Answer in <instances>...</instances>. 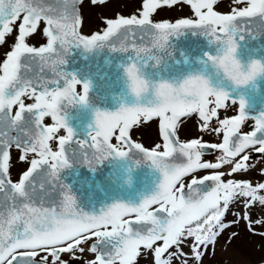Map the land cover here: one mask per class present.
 <instances>
[{"label":"snow or ice","instance_id":"6c2138e0","mask_svg":"<svg viewBox=\"0 0 264 264\" xmlns=\"http://www.w3.org/2000/svg\"><path fill=\"white\" fill-rule=\"evenodd\" d=\"M76 2L63 0V7L55 8L45 5L43 0H0V44L4 43L6 34L13 32L12 26L22 17L18 26V41L0 66V193L3 194L0 196V264H48L49 257L53 258L51 264H57V261L68 264V261L61 260V254L71 253L73 261L79 259L75 253H84L86 249L80 245L92 237L96 238V242L88 250L96 255L86 264H136L141 247L152 250L157 241L163 244L154 250L155 264H172L173 256L177 260L187 256L181 245L189 238L194 241L192 253L199 264L201 246L205 250L208 245L215 246L218 235L231 226L223 223V218L237 197L246 198L245 210L242 217L239 213L233 215L237 217L236 222L241 219L247 221L249 231H252L253 221L248 210L258 203L264 211V195H258L264 191V183L254 186L251 180L227 179L225 182L224 179L226 175L231 177L235 173L248 172L250 155L243 154L248 149L264 154V114L257 118L247 116L243 97L238 102L232 100L228 91L211 86L210 79L204 75L190 76L178 86L167 82L152 84L146 82L140 68L153 62L160 64V54L169 51L170 37L189 30L205 35L211 43L219 45L217 55L207 56L206 67H211L215 75L238 87L248 85L264 74V63L252 61L245 70L235 58L236 38L241 34L257 36L249 23L254 18H259L261 31L264 32V0H246V7L232 8L231 14H219L213 10L218 0H185L197 19H179L175 23H152L150 16L162 5L171 6L177 0H144L141 18L133 15L107 20V29L103 34H92L90 37L77 31L81 18L72 7ZM97 2L104 3L105 0H92L94 4ZM243 2L235 0L236 4ZM40 21L47 25L43 29L47 44L29 46L25 38L36 33ZM134 28L141 29L140 33L137 34ZM122 29L123 39L117 46L111 38L121 33ZM137 35L141 41L147 36L151 46H137ZM129 38H132L131 47L124 42ZM74 46L87 51L107 47L112 52L131 57L124 71L130 93L137 103L121 106L115 112L96 111L94 128L88 134L91 143L76 140L65 119L67 108L88 103L91 87L90 83H81L63 70L66 56ZM34 62L40 71L30 77L28 73L33 71ZM46 68L51 70L53 79L42 76ZM77 85H82V94H77ZM150 88L155 99L141 104V98ZM25 96L34 99L35 103L26 106L22 99ZM227 101L238 104L239 114L219 121L220 127L215 131L217 135L223 132L222 143H202L201 139L181 143L176 138L181 117L198 113L204 122L201 130H206L209 121L217 117V110L224 108ZM211 104L215 106L210 108ZM15 105H18V111L13 116ZM48 116L55 122L52 127L43 126L44 118ZM141 117L145 121L160 118L163 152L157 151L160 144H156L153 150H147L141 143L130 139L129 130ZM247 119L255 120L254 130L240 135L241 125ZM61 128L67 135L59 138V150L53 151L49 141ZM117 130L119 134L113 144L111 141ZM11 132L16 135H11ZM72 143L79 145V149L70 150L67 145ZM13 145L21 150L20 161L32 153L38 157L31 159L30 167L17 183L7 179L9 149ZM205 149L219 150L222 155L217 157V162H202ZM89 150L93 163L89 161ZM134 151L141 153L143 159L162 175L158 190L143 198L139 205L117 202L106 210L102 209L99 214L78 210L70 189L59 176L73 164L69 157H81L83 164L94 170L110 157L123 159ZM175 153L184 157L186 162H172ZM225 165L231 166L229 171H218L202 178L192 176L185 194L184 177L202 169H222ZM260 174L264 176V169ZM207 181H211V187H201ZM58 185L63 190L62 198L58 203L46 206V199L51 198ZM152 205L159 207L150 211ZM133 215L135 219H125ZM255 223L264 224V219L255 220ZM232 235L238 234L233 232ZM259 235L264 236V232ZM170 248H175V252L163 258ZM42 251L48 255L41 257ZM181 264H187V259Z\"/></svg>","mask_w":264,"mask_h":264},{"label":"water","instance_id":"95a60500","mask_svg":"<svg viewBox=\"0 0 264 264\" xmlns=\"http://www.w3.org/2000/svg\"><path fill=\"white\" fill-rule=\"evenodd\" d=\"M82 1L77 0L72 5L79 16V5ZM179 1L185 0H177V2ZM43 2L45 5L55 8L63 7V0H60L59 3L57 0H43ZM255 21L260 24L259 21ZM79 27L77 29L78 33ZM256 29L259 31L254 40L252 39L253 36L245 34L247 41L245 47L241 46V42L236 38L237 52L235 58L240 61L245 70L252 61L264 63V44H262L264 32L261 31V26ZM134 31L139 34L141 29L134 28ZM123 32L124 30L122 29L121 33L111 38L112 41L116 42L117 46H119V43L123 39ZM124 42L131 47L132 38ZM135 42L137 46H151V41L147 36L144 41H141L139 35H137ZM248 48L250 50H247ZM168 49L169 51L160 54V64L157 65L153 62L140 68L141 74L150 83L167 82L178 86L184 79L190 76L204 75L210 79L211 86L228 91L231 99L239 101L243 97L246 102L245 113L247 116L257 118L264 114V74L258 76L248 85L239 87L230 81L223 80L222 77L214 74V70L211 67H206L208 63L207 56L217 55L219 45L211 43L207 36L189 30H186L181 35L170 37ZM130 60V56L120 52H112L107 47L87 51L83 47L74 46L66 56L63 70L66 74L75 76L81 82L86 81L90 83L89 95L94 94V97H102L96 100V103H100H98L95 113L96 111L115 112L118 111L116 105L119 104L121 95L126 96L127 104L130 100H136L130 93L124 71ZM32 68L33 71L28 73L30 77L40 71L36 62L32 64ZM72 68H75V70ZM41 74L45 79L54 78L51 70L48 68L44 69ZM61 85H63L62 81ZM49 87L53 86L49 85ZM149 99H155L154 91L151 88L141 98L140 103L145 104ZM65 119L66 121L72 120V118L68 117H65ZM77 125L78 123H75V126ZM12 133L10 134L12 135ZM75 137L79 138L77 135ZM78 157L73 159L70 156L69 159L73 164L64 169L60 174L74 175L78 179H75L77 189L74 191L73 197L76 200L78 210L86 214H99L102 209L106 210L107 207L117 202L139 205L143 198L153 195L158 190V185L162 181L160 172L150 162L144 160L141 153L134 151L129 157L123 159L114 156L110 157L97 165L94 170L92 169L93 175L91 174L88 189L85 173L89 167L83 165V163L79 165L77 162ZM89 157H91V151ZM171 160L177 164L186 162L185 158L179 153H175ZM81 182L84 189L81 186ZM47 187L48 191H51L50 187ZM201 187L210 188L211 181H207L205 186ZM184 192L187 194L188 190L184 189ZM2 195L0 193V196ZM62 195V193L57 191L52 192L51 198L45 201L46 206L58 203ZM154 206L156 205H152L151 208ZM134 227L138 226L134 225Z\"/></svg>","mask_w":264,"mask_h":264},{"label":"rangeland","instance_id":"374dc122","mask_svg":"<svg viewBox=\"0 0 264 264\" xmlns=\"http://www.w3.org/2000/svg\"><path fill=\"white\" fill-rule=\"evenodd\" d=\"M143 4L144 0H108L97 5L87 1L82 5L81 10L82 33L88 35L93 32H101V30L107 26V20H114L118 16L130 18L135 15L137 18H141L140 13L143 11ZM243 6V3L236 4L235 0H223L219 7L229 10V8L239 9ZM190 13L189 7L185 4H181L175 5L170 9L163 8L156 10L152 13L150 19L155 22H170L177 18L190 16ZM43 29L44 28L41 27L35 34L27 36L25 42L33 47L44 45L47 37L43 34ZM17 41L18 32L15 31L14 26L13 32L8 34L4 43L0 45V66H2L7 59V54L12 50ZM219 121L220 119L216 118L214 122L208 124L206 130L202 131L201 129L203 128L204 122L200 120L199 116L197 114L188 115L178 123V138L183 142H190L191 139H201V141L208 140L210 138L209 135L211 134L212 136V133H216L215 129L220 127ZM159 124L158 137L156 133L152 134L153 131L155 132V124L142 126L136 133H140L141 136H138V138L144 141H148L150 137H154L155 141L158 140L157 144L161 145L157 150L164 151V141L159 132ZM217 139L218 137H214L213 140L215 141ZM19 157L18 155L15 156L13 159L14 163L21 162ZM260 171L261 170H255L251 173V177L254 178L256 184L264 179ZM242 177L243 179L247 178L245 175H242ZM245 203L246 201L244 199L239 198L231 206L225 221V224H230L231 226L225 228L223 232L218 235L215 246L208 245L206 250L204 246H201L200 251L202 253V258L199 264H264V236L259 235L260 232H264V224L255 223V220L264 219V211H261V206L258 203L253 204L252 209L248 210L252 214L253 221L251 224L252 231H249V223L243 219L236 222L237 217L233 215V213H239L242 217L245 210ZM233 232L238 235L233 236ZM192 243V239L189 238L181 245L182 251H184L187 256L181 257L179 260L173 256L172 264H181V261L184 259H187V264H197L194 254L192 253ZM162 244L163 243L154 245L152 250H141L140 255L136 258V264H155L154 250L156 247L162 246ZM173 252H175V248H170L169 251L164 254L163 258H167L169 254ZM40 255L42 257L48 255V253L42 251ZM75 255L79 257V259L73 261L71 259L72 254L66 253L61 257V260L68 261V264H86V261L94 260L96 254L92 252L91 254H85L77 251ZM50 259L49 257V263H51Z\"/></svg>","mask_w":264,"mask_h":264},{"label":"flooded vegetation","instance_id":"af4514ba","mask_svg":"<svg viewBox=\"0 0 264 264\" xmlns=\"http://www.w3.org/2000/svg\"><path fill=\"white\" fill-rule=\"evenodd\" d=\"M189 19H195L196 20L197 17L194 15V16H191ZM96 33L97 32H93L91 34H88V36H91L92 34H96ZM24 102L26 105H30L32 103H35V100L30 99L29 97L25 96ZM91 108H92L91 104L90 105L87 104L86 108L84 107V105H79V104L72 106V114L77 117L78 128L81 130V132H84L85 130H88L90 128V125H91V119H90ZM138 134H140V133H138ZM29 157L30 156H27L25 161H27L29 159Z\"/></svg>","mask_w":264,"mask_h":264},{"label":"clouds","instance_id":"9594fccd","mask_svg":"<svg viewBox=\"0 0 264 264\" xmlns=\"http://www.w3.org/2000/svg\"><path fill=\"white\" fill-rule=\"evenodd\" d=\"M144 78V77H143ZM145 79V78H144ZM146 80V82L148 81L147 79H145Z\"/></svg>","mask_w":264,"mask_h":264}]
</instances>
